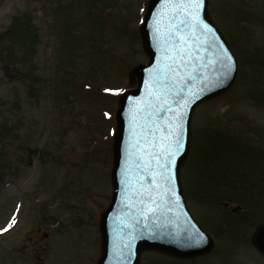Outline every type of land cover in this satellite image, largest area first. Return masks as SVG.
Instances as JSON below:
<instances>
[{
  "label": "rangeland",
  "instance_id": "rangeland-1",
  "mask_svg": "<svg viewBox=\"0 0 264 264\" xmlns=\"http://www.w3.org/2000/svg\"><path fill=\"white\" fill-rule=\"evenodd\" d=\"M147 1L0 0V58L11 44L24 51L11 34L15 22L29 25L37 41L24 64L0 59V229L7 228L0 264L97 261L118 106L105 89L134 87L127 73L147 61L135 36ZM208 7L237 73L224 95L194 110L180 179L201 228L218 223L225 233L200 260L146 252L139 264H214L216 248L215 264L260 263L221 219L237 207L230 216L242 226L264 214V0H208Z\"/></svg>",
  "mask_w": 264,
  "mask_h": 264
},
{
  "label": "water",
  "instance_id": "water-1",
  "mask_svg": "<svg viewBox=\"0 0 264 264\" xmlns=\"http://www.w3.org/2000/svg\"><path fill=\"white\" fill-rule=\"evenodd\" d=\"M183 2L184 0H149L139 28L142 49L148 57V63L137 66L129 72V82L132 83L135 78L136 88L118 97V110L114 117L116 130L113 136V162L110 174L112 195L108 208L100 216L101 255L96 264H138L140 254L144 251H156L177 258H191L207 254L211 249L210 240L204 237L187 212L179 181V170L188 153L193 110L201 103L225 93L232 85L237 70L234 55L209 19L207 0H204L200 16L203 22L214 30L215 40L213 35H208L207 42L201 37L202 47L197 51L195 37H190L192 55L187 62L188 66H179V61L172 65L173 68H178L182 81L180 87L184 88L181 97H186L188 100V106L182 109L184 147L173 165L174 180L171 187H174L176 195L173 196L170 193L165 195L166 185L159 178H157L160 184L158 189L151 185L149 180L139 179L144 173L135 170L133 162L127 155L130 109L135 101H140L141 107L155 105V98L148 95L152 88L154 75L152 70L164 64V54L158 46L153 28L158 24L163 32L171 17L176 18L172 21L173 23L184 19L181 11L170 7ZM196 36H200L199 30ZM226 56L231 57L233 65L227 76L223 74L225 68L221 63L209 64L210 60H220L226 65L228 63ZM201 64L206 67L201 68ZM169 100V107L173 109V112H168L166 108L159 114L161 125L165 123L164 118L175 115L180 97L173 94L169 96ZM126 169L129 170L127 174H125ZM141 184H143V191H141ZM150 208L154 211H149ZM197 233L204 237L203 241L199 244L191 243V235ZM262 233H264V226L258 229L254 241L258 240Z\"/></svg>",
  "mask_w": 264,
  "mask_h": 264
},
{
  "label": "snow or ice",
  "instance_id": "snow-or-ice-1",
  "mask_svg": "<svg viewBox=\"0 0 264 264\" xmlns=\"http://www.w3.org/2000/svg\"><path fill=\"white\" fill-rule=\"evenodd\" d=\"M203 4L204 0H184L181 4L170 5L173 9L181 11L184 14V19L173 23L172 21H175L176 18L175 16L171 17L163 32L158 24L154 26L153 32L158 46L164 54L163 66L152 70L154 73L152 88L148 92L149 96L155 98L156 103L141 107V102L135 101L129 114L128 158L133 162V167L137 172L144 173L139 179L149 180V183L157 189L160 187L157 178L162 180L166 185L165 195L168 193L176 195L174 187H171L174 180L173 165L177 155L184 147V113L182 109L188 106L187 98L181 97L184 88L180 87L182 81L178 68H173L172 65L179 61V66H188L187 62L192 55L190 37H195L197 51L202 47L201 37L207 42L208 35H213L215 40L214 30L201 19L200 12ZM197 30H199L200 36H196ZM225 59L228 61L226 65L220 60H210L209 64L221 63L225 68L223 74L227 76L233 65L230 56H226ZM200 67L205 68L206 66L201 64ZM105 91L116 95L122 92L121 89H105ZM173 94L180 97L175 115L164 118L165 123L161 125L159 124L161 119L159 114L163 113L166 108L168 112H173V109L169 107V96ZM106 115L108 114L106 113ZM158 133L159 138L157 139ZM127 171L129 170L126 169L125 174ZM140 187L143 191V184ZM149 211H154V209L150 208ZM8 227H11V224ZM0 231H7V228L0 229ZM203 239L204 237L197 233L191 235L190 242L199 244Z\"/></svg>",
  "mask_w": 264,
  "mask_h": 264
},
{
  "label": "flooded vegetation",
  "instance_id": "flooded-vegetation-1",
  "mask_svg": "<svg viewBox=\"0 0 264 264\" xmlns=\"http://www.w3.org/2000/svg\"><path fill=\"white\" fill-rule=\"evenodd\" d=\"M262 20H264V14H263ZM210 187H214L215 188V190L211 189V191H213V193H211V197H217V195H218V191L216 190L217 186H210ZM252 187L254 188V186H252ZM215 191H216L217 195L215 194ZM250 192L251 193L247 194V198H245L247 206H250L252 204V198L254 197L253 191H250ZM237 208H233V209L236 210ZM233 209L228 211L227 212L228 214L226 213V215L223 216V218L221 217L222 218L221 219L222 225H225L227 227V229H226V231L228 232L227 236L229 237V235H231V236L235 235V237H237V238L242 237V240L244 241L243 243L248 244L254 250V252H256L258 254V256L260 258V263L259 264H262V263L264 264V253L262 252V249H261L262 247L264 248V233H262V235L259 236V239L256 241L257 243L253 242V238L255 237L258 229L261 226L264 225V217H263L264 214L259 212L258 213V217L256 215L255 216L252 215L253 218L247 217L245 219V221H244V222H246V224L242 226L241 224H239L237 222L238 219L232 218L230 216V214L234 213ZM237 211H239V210H237ZM235 215H236V213H235ZM239 222L241 223L243 221H239ZM232 230H235L234 233H232ZM207 231H205V232H207V234L212 239L213 247H214V243H215L216 247H217V245L219 246L220 245L219 243H221V239H222L221 235L223 233H225V232H220L219 224L216 223L215 230H213V231L212 230H207ZM228 237L225 239L226 243L229 242V238ZM214 252L216 254L217 248H216V251H214ZM215 254L212 256V259H210L211 261H213L214 264H215V261H214L213 258L215 257ZM195 260H200V259L197 258V259H194V261ZM190 261H187V262H190Z\"/></svg>",
  "mask_w": 264,
  "mask_h": 264
},
{
  "label": "trees",
  "instance_id": "trees-1",
  "mask_svg": "<svg viewBox=\"0 0 264 264\" xmlns=\"http://www.w3.org/2000/svg\"><path fill=\"white\" fill-rule=\"evenodd\" d=\"M29 25L27 26L26 23H23L22 25L19 22H15L13 25V32L11 34L13 35H20V42L24 44H19L20 49H24V51L20 50L16 52V49L14 48L17 44H11V47H7L4 51L6 53L5 55L2 54L3 57L0 59L5 58L6 63L9 64H24L26 61H28L30 58L33 57L34 51H35V45H36V39L35 35H32L31 31L28 29ZM20 29V33L19 30ZM3 52V51H2ZM21 78L24 76L20 75ZM24 80V79H23Z\"/></svg>",
  "mask_w": 264,
  "mask_h": 264
}]
</instances>
